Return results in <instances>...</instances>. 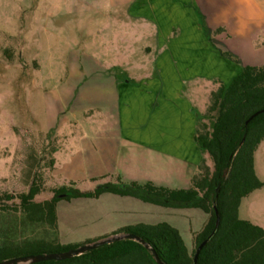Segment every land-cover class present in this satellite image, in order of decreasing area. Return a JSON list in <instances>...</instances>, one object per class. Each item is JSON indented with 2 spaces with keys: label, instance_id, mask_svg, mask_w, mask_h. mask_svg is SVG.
<instances>
[{
  "label": "rangeland",
  "instance_id": "rangeland-1",
  "mask_svg": "<svg viewBox=\"0 0 264 264\" xmlns=\"http://www.w3.org/2000/svg\"><path fill=\"white\" fill-rule=\"evenodd\" d=\"M204 12L217 14L215 24ZM248 64H264V0H0V194L27 193L38 174L43 202L71 181L98 188L89 177L107 163L136 168L139 157H171L176 143L145 144L148 136H129L130 125L143 124L145 134L180 128L191 108L197 127L210 126L211 93ZM105 133L120 137H96ZM254 167L264 184V141ZM140 205L125 214L107 198L61 200L58 233L24 226L10 211L0 217V238L12 248L44 237L81 247L135 220L167 223L190 247L207 220L199 209ZM239 217L264 228V186L242 200Z\"/></svg>",
  "mask_w": 264,
  "mask_h": 264
},
{
  "label": "trees",
  "instance_id": "trees-1",
  "mask_svg": "<svg viewBox=\"0 0 264 264\" xmlns=\"http://www.w3.org/2000/svg\"><path fill=\"white\" fill-rule=\"evenodd\" d=\"M219 54L226 59L239 61L232 53L220 51ZM263 109L264 64L245 65L228 85L221 84L210 95L206 113L211 125L201 124L197 127L195 142L201 152L209 156L212 166L205 158L202 160L190 189L173 190L152 182H133L106 183L92 191H81L75 188L77 182H69L60 187L55 186L52 198L38 202L36 198L45 189L44 181L41 176L32 173L31 167L28 176L34 175L27 193L17 196L0 194V217L10 211L20 212L22 225L44 226L58 233L57 209L61 200L98 199L104 194L131 197L175 210L199 209L206 214L207 220L200 232L192 233L190 247L180 232L167 223L137 224L114 233L140 237L151 245L165 264H193L196 249L214 230L216 207L221 224L215 237L201 251L197 264H264V228L239 217L242 200L264 186L257 178L254 167L255 153L264 141V114L246 124L250 117ZM31 159L33 162L40 161L37 157ZM50 164L53 168L55 160L52 159ZM15 199L20 202L18 209L3 205ZM5 233L0 225V234L4 236ZM50 238L44 237L38 241L32 238L20 239L23 246L16 248L7 245L9 240L6 238H0V263L17 257L60 253L78 248L63 245L58 238ZM39 264L157 263L152 254L139 243L121 241L73 259Z\"/></svg>",
  "mask_w": 264,
  "mask_h": 264
},
{
  "label": "crops",
  "instance_id": "crops-1",
  "mask_svg": "<svg viewBox=\"0 0 264 264\" xmlns=\"http://www.w3.org/2000/svg\"><path fill=\"white\" fill-rule=\"evenodd\" d=\"M204 15H206L208 20L213 21V23L215 24L217 14H214V16L212 17L211 14L209 15L207 14V12H204ZM184 111L185 112H182V114L185 113V117L182 124L180 125V128L175 127L172 129V127H168V129H166L165 127H161L152 133L149 131L145 134L143 131L146 130V128L143 127V124L140 123L137 125H130V130L133 131V133L129 136L133 135L135 136V138L139 139H142L143 136H148L150 141L144 143L150 145H153L155 143L161 144V140L163 142L167 141L164 144L176 143V145L179 147L175 152L176 154L171 153V157H139L140 161H142V166L139 165L136 168L132 167L131 163L130 165H128V161H125L123 163V161L121 160L122 163L120 165L116 164L115 162L114 166H112L113 162L111 164L107 163L106 167L103 165L102 168H97L95 172L91 174V176L89 177L90 181L95 183L101 182L102 184H130L133 182L144 184L146 182H152L157 186H162L173 190L190 189L192 179L196 175L198 167L205 157H201V150L195 142L197 125L194 121V114L192 113L193 110H191V108H186V110ZM176 113H179V111L176 110ZM174 130H176V132H174ZM92 135L93 137H95L94 134ZM96 137L104 140L112 139L117 141L116 139L120 137V134L114 133L111 135L105 133L100 135L97 134ZM103 159H109L111 161V157H103ZM100 198H107L109 202L115 204L119 209L125 208L122 212L125 214H131L132 212L134 213L135 206H142L140 205V203L147 204L135 198L121 197L113 194H104ZM151 217L152 216L148 213L146 218L151 220ZM123 221L124 222L122 224L116 226L112 233H110L109 237L114 236V233L125 227L134 226L137 224L153 225L149 221L146 223L136 222L135 220Z\"/></svg>",
  "mask_w": 264,
  "mask_h": 264
},
{
  "label": "water",
  "instance_id": "water-1",
  "mask_svg": "<svg viewBox=\"0 0 264 264\" xmlns=\"http://www.w3.org/2000/svg\"><path fill=\"white\" fill-rule=\"evenodd\" d=\"M264 114V109L261 111H258L255 113L250 119L247 121V125L256 117L259 115ZM243 142L240 144V147H242ZM219 192V189L217 190ZM64 197V196H61ZM215 213H216V223L214 230L212 233L209 235V237L204 240L196 249L194 259H193V264L198 263V259L200 256L201 251L207 246L208 243L212 241V239L215 237L217 234L220 224H221V218L220 214L215 207ZM121 241H134L145 247L153 256L157 264H165L158 256L156 251L151 247L150 244L146 243L143 239L140 237L134 235V234H120V235H114L112 237H109L107 239L95 242V243H90L83 245L81 247H78L76 249H71L66 252H60V253H49V254H44V255H29V256H24V257H17L14 259L6 260L1 262L0 264H39L43 262H51V261H65L69 259H73L75 257L82 256L88 252H91L93 250H96L100 247L106 246V245H112L117 242Z\"/></svg>",
  "mask_w": 264,
  "mask_h": 264
}]
</instances>
